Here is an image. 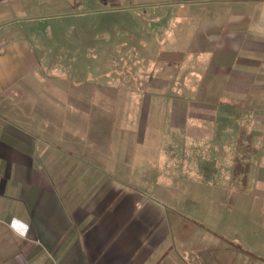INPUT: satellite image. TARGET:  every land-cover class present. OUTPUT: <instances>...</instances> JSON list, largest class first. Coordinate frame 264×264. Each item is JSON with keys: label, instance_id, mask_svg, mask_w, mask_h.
<instances>
[{"label": "crops", "instance_id": "obj_1", "mask_svg": "<svg viewBox=\"0 0 264 264\" xmlns=\"http://www.w3.org/2000/svg\"><path fill=\"white\" fill-rule=\"evenodd\" d=\"M98 17L170 40L145 96L170 112L49 73L48 41ZM226 194L264 223V0H0V264H239Z\"/></svg>", "mask_w": 264, "mask_h": 264}, {"label": "rangeland", "instance_id": "obj_2", "mask_svg": "<svg viewBox=\"0 0 264 264\" xmlns=\"http://www.w3.org/2000/svg\"><path fill=\"white\" fill-rule=\"evenodd\" d=\"M102 19L98 17L95 27L97 40L87 37L84 39L80 33H74V30L69 29L65 24L63 39L56 41V46L52 41H48L47 47L51 52L45 57V64L49 68V73L70 81L91 80L97 84H112L115 88L118 87V90L128 89L130 102L119 105L116 111H125L130 114L146 111L170 112L172 107L170 101L159 105V102L154 100L152 105H148L145 98L146 93H151L150 86L155 76L158 74L162 76L164 70H167L169 74L174 71L166 60L159 59L158 56L160 48L169 46L170 40H154L151 38L150 31L136 32L137 24L131 19L123 25L119 20L114 19L111 31L109 29L111 25ZM124 26L127 30L129 29L128 33H122V30H125ZM142 35L144 40L140 38ZM171 90L168 87L164 92L169 93ZM132 98H135V101L132 102ZM176 101L181 108L185 107V98L176 97ZM115 106L117 105H113ZM162 122L165 128L171 125L168 120ZM130 127H132V121H130ZM177 139L178 142L183 143L180 141L181 137ZM161 161L164 163L161 170L163 174L168 167V161L167 159ZM218 186L232 188L231 184L226 183ZM176 188L177 193L185 192L184 184H178ZM221 202L224 204V209L219 217V230L240 244L241 250L237 252L239 264H264V223L259 221L261 218L258 216L257 207L248 200L235 201L227 194ZM234 209L236 212H233ZM207 218L211 220V223L216 217Z\"/></svg>", "mask_w": 264, "mask_h": 264}]
</instances>
